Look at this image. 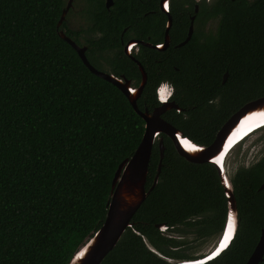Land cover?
<instances>
[{
  "label": "trees",
  "instance_id": "1",
  "mask_svg": "<svg viewBox=\"0 0 264 264\" xmlns=\"http://www.w3.org/2000/svg\"><path fill=\"white\" fill-rule=\"evenodd\" d=\"M66 1L0 0V264H68L103 226L115 173L145 133L144 120L120 89L93 74L59 36L64 31L82 46L66 21L57 27ZM125 5L117 0L113 14L106 11L101 24L113 31L99 41L86 38V55L96 68L93 50H118L117 76L138 87L140 68L121 44L123 28L137 15L135 5ZM214 10L223 15L218 37L199 43L193 35L175 47L187 38L188 21L178 16L179 8L171 48L133 56L148 73L139 109L159 107L157 87L176 83V102L187 110L172 109L163 117L203 146L214 142L243 105L264 97V0H221ZM226 72L229 78L221 84ZM163 137L158 183L102 264H190L204 257L190 253L180 236L207 241L224 231L228 206L218 170L187 161ZM159 162L156 142L147 190ZM228 175L238 229L223 253L203 264H246L264 230V157Z\"/></svg>",
  "mask_w": 264,
  "mask_h": 264
},
{
  "label": "water",
  "instance_id": "2",
  "mask_svg": "<svg viewBox=\"0 0 264 264\" xmlns=\"http://www.w3.org/2000/svg\"><path fill=\"white\" fill-rule=\"evenodd\" d=\"M163 2L164 1H162V3ZM71 4L72 0L63 11L57 26L58 28H60L65 21ZM165 11L169 13L167 9H165ZM193 22L194 17L192 19V24L190 26L187 38L184 40V42L178 45L179 47L187 44L190 41L193 35ZM171 24L172 21L170 18L168 21L165 43L154 46V48H156L158 51H164L168 47L169 29ZM59 36L75 49L83 63L93 74L119 88L120 91L127 97L135 112L145 122V133L139 147L130 159H126L119 165L115 173L112 183V194L111 200L109 202V209L103 226L93 237L87 238L84 243L78 247L68 264H102L105 257L117 246L126 230L132 227L133 217L158 183L165 153L163 135H166L172 140L177 152L187 161L196 164L210 163L216 167L227 197L228 206L226 226L223 233L219 237V240L221 237L224 238V234L227 231L228 216L230 213L235 217L237 231L239 224L237 201L234 195L232 181L227 173V169H225L226 167L224 166L223 162L225 161V157L227 155L226 151L231 145H229L230 139L237 130H239V133H242V131L244 133L245 131L248 132L252 129H256L257 126L264 124V97L246 103L237 112H235L223 124L214 142L210 146L198 145L188 137H185L182 131L163 118V114L168 110L176 109L179 112L182 111V109L176 103L170 102L168 98L164 99L162 97V93L164 92L163 86H160L158 90L159 100L161 103L159 107H157L153 112H149L147 109L142 112L139 109L137 101L141 97L146 86L147 75L142 64L130 53L132 46L140 43L139 41L129 42L125 47V54L131 57L138 64L142 73V82L138 87L135 88L132 87L131 81L126 79L124 76L119 78L95 68L87 58L86 47L77 45L76 42H74L64 33V31H59ZM226 79L227 75L224 76V82ZM245 118H248V121H246L240 128ZM250 118H253V121L259 120L260 122L257 125L252 126V121H249ZM156 141H158L160 148V162L154 183L152 187L147 190L146 185L148 180L149 166ZM185 141H187V143H185ZM263 189L264 183L260 190ZM158 228L161 230H166L165 225H158ZM236 231L233 233L228 246L231 244ZM219 245H216L213 252L216 251ZM210 256H212V254L206 256V258L204 257L203 259L197 260V262L195 261V264H198V262L205 263L209 261L210 259L207 257ZM262 262H264V230L262 231L260 240L253 254L250 256L246 264H260Z\"/></svg>",
  "mask_w": 264,
  "mask_h": 264
},
{
  "label": "flooded vegetation",
  "instance_id": "3",
  "mask_svg": "<svg viewBox=\"0 0 264 264\" xmlns=\"http://www.w3.org/2000/svg\"><path fill=\"white\" fill-rule=\"evenodd\" d=\"M70 1L71 0L66 1L67 5L69 4ZM162 1L164 2L162 3ZM219 1L221 0H136V2L134 0H125L126 3L125 7H127L128 5L133 7L135 5L134 9L136 10L135 12L137 15V21L130 25L125 26L123 28V32L121 33V39H122L121 44L124 54H125V47L129 42L132 41L140 42L132 46L130 50L132 56H134L135 54L144 58L148 54L147 52L148 50H157L156 48H154V46L162 45L165 43L168 21L171 18L172 24L169 29V44L164 51H160V52L168 51L173 45L171 30H173V26H174V19H175L174 12L179 8H181V12L179 13L180 15L178 14V16L185 17L186 21H188L187 35L190 26L192 24V19L194 17L193 35H196L199 43H204L211 37H218L223 15L221 12H216L214 10V7L217 5ZM165 2L169 4V8L167 9L169 13H167L163 7V4ZM116 5H117V0H72L71 7L66 15L65 21L67 27L71 29L72 33L75 36H79L78 39L82 44L81 47H86L87 51H89L88 50L89 47L86 44V38L95 39L99 41L107 32L113 31V29L109 28V24L103 25L101 24V22L103 18L106 16L105 14L106 11H108L109 15L113 14V11L117 9ZM72 16L74 17L73 20L71 18ZM137 31L138 34L136 33ZM114 32L116 35L117 34L120 35L119 28H116ZM125 35L131 37L125 40ZM162 35H163V39L162 41H159ZM182 42H184V40L178 42V44L174 46L179 47L178 45ZM118 52L119 51L115 49L93 50L92 56L93 58H95L97 65L96 68L99 69L100 71H103L104 73L114 75L119 78L123 77L124 76L123 74H120V76H117L116 74V71L118 70H117V64L115 62L116 60L115 53ZM145 72L147 75V82H148V73L146 70ZM140 74L142 80V73ZM225 75H227V79L224 82ZM222 77L223 78L221 84H226L229 78L228 73L226 72L225 74H223ZM191 80L195 82L197 81V78H192ZM160 86H163L164 89V92L162 93V97L164 99L168 98L170 102H174L177 104L176 99L178 98L179 95L178 91L181 88H179L176 85V83L170 80L160 83V85L156 89L158 100H159L158 90ZM211 100L218 101L219 99L215 98ZM195 107H196L195 105L189 106L188 110L195 109ZM155 109H153L152 111L148 109L147 110L149 112H153ZM181 109L182 111L187 110L185 108H181ZM169 111L171 110L166 111L163 114V116ZM250 136H248L247 139ZM245 140H243L240 143H243ZM238 145H236V147ZM218 243L219 242H217V244ZM213 251L214 249L211 252Z\"/></svg>",
  "mask_w": 264,
  "mask_h": 264
},
{
  "label": "rangeland",
  "instance_id": "4",
  "mask_svg": "<svg viewBox=\"0 0 264 264\" xmlns=\"http://www.w3.org/2000/svg\"><path fill=\"white\" fill-rule=\"evenodd\" d=\"M72 20L74 17H71ZM264 157V127L260 128L252 136L243 143H240L227 157L226 169L231 175L241 167H250ZM184 240L186 247L190 253H193L197 258L204 257L210 253L218 242V237H213L210 240H204L196 235L185 233L180 236ZM173 262L172 260H169Z\"/></svg>",
  "mask_w": 264,
  "mask_h": 264
},
{
  "label": "bare ground",
  "instance_id": "5",
  "mask_svg": "<svg viewBox=\"0 0 264 264\" xmlns=\"http://www.w3.org/2000/svg\"><path fill=\"white\" fill-rule=\"evenodd\" d=\"M263 115H264V112H263ZM246 121H248V118H245L244 120H243V123L241 124V126H240V128L242 127V125H244V123L246 122ZM249 121H252V126H255V125H257L260 121L259 120H254L253 121V118H250V120ZM262 126L264 127V124H261V125H259V126H257L256 127V129H252V130H250V131H245L244 133H243V131H242V133H239L238 131L239 130H237L235 133H234V135L231 137V139H230V142H229V145H230V147H229V149L226 151V153H227V155H226V157H225V161L223 162V164H224V166L226 165V159H227V157L229 156V154L235 149V147H236V145H238L240 142H242L243 140H245V139H247V137L248 136H250L252 133L254 134L255 132H257L258 130H260V128H262ZM239 128V129H240ZM252 134V135H253ZM251 135V136H252ZM241 139V140H240ZM240 140V141H239ZM234 141V142H233ZM233 143V144H232ZM191 150V149H190ZM226 169V168H225ZM228 173V172H227ZM224 238H220V240H219V243L223 240ZM229 241H230V239L228 240V242H227V246H228V243H229ZM219 243L217 244V246L219 245ZM226 246V247H227ZM225 247V248H226ZM224 248V249H225ZM223 249V250H224ZM223 250L221 251L222 253H223ZM221 253V254H222ZM210 254H212V252L211 253H209V254H207L206 256H208V255H210ZM205 257V256H204ZM200 260V259H199ZM197 261V260H196Z\"/></svg>",
  "mask_w": 264,
  "mask_h": 264
},
{
  "label": "snow or ice",
  "instance_id": "6",
  "mask_svg": "<svg viewBox=\"0 0 264 264\" xmlns=\"http://www.w3.org/2000/svg\"><path fill=\"white\" fill-rule=\"evenodd\" d=\"M165 9L169 8V4L165 2L163 4ZM187 143V141H185ZM236 231V221L233 214H229L228 216V224H227V231L224 234V239L220 242L219 247L216 249L215 252L212 253V256L208 257V259H213L214 257L218 256L220 252L227 246V242L229 239L232 238L233 233ZM198 264H203V262H198Z\"/></svg>",
  "mask_w": 264,
  "mask_h": 264
},
{
  "label": "clouds",
  "instance_id": "7",
  "mask_svg": "<svg viewBox=\"0 0 264 264\" xmlns=\"http://www.w3.org/2000/svg\"><path fill=\"white\" fill-rule=\"evenodd\" d=\"M205 258H206V257H205ZM207 258H208V257H207ZM196 262H197V261H196ZM190 264H195V262L192 261V262H190Z\"/></svg>",
  "mask_w": 264,
  "mask_h": 264
}]
</instances>
